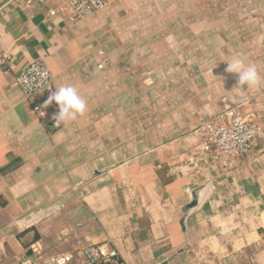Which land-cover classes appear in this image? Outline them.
I'll return each instance as SVG.
<instances>
[{
    "label": "crops",
    "instance_id": "obj_1",
    "mask_svg": "<svg viewBox=\"0 0 264 264\" xmlns=\"http://www.w3.org/2000/svg\"><path fill=\"white\" fill-rule=\"evenodd\" d=\"M107 2L83 20L57 0H16L0 14L13 69H0V264L80 262L89 245L124 264L264 258V144L230 162L204 152L198 133L225 112L264 121V80L240 92L226 71L240 55L264 78V0ZM203 38L217 55L208 71ZM38 60L53 80L26 98L15 75ZM67 84L88 109L53 128L58 106L44 104Z\"/></svg>",
    "mask_w": 264,
    "mask_h": 264
},
{
    "label": "built area",
    "instance_id": "obj_2",
    "mask_svg": "<svg viewBox=\"0 0 264 264\" xmlns=\"http://www.w3.org/2000/svg\"><path fill=\"white\" fill-rule=\"evenodd\" d=\"M16 0H0V14ZM62 15L83 20L100 13L108 6L107 0H57ZM31 2L29 1L28 4ZM58 10H50V15H58ZM102 68V65L99 66ZM0 69L8 76L12 73L11 57L1 47L0 39ZM52 73L48 65L38 60L31 63L15 75V82L26 98L33 97L38 91L51 84ZM39 107L34 106L33 112L40 113ZM53 128H58L55 121ZM202 149L212 153L220 159L227 161H242L252 158L254 149L259 142L264 144V121L253 117H243L234 112H225L203 121L198 129ZM63 255V254H61ZM60 256V255H57ZM46 260L51 264L53 258ZM81 261H76L75 256L69 254L67 264H124L116 250L108 251L101 246L89 245L79 252Z\"/></svg>",
    "mask_w": 264,
    "mask_h": 264
},
{
    "label": "clouds",
    "instance_id": "obj_3",
    "mask_svg": "<svg viewBox=\"0 0 264 264\" xmlns=\"http://www.w3.org/2000/svg\"><path fill=\"white\" fill-rule=\"evenodd\" d=\"M226 64V71L231 74H236L238 77V87L236 89L240 92L245 91L242 90L244 86H246V90L257 88L261 85L262 80H264L256 65L246 62L240 55L233 56ZM53 102L59 109L58 113L53 117L55 125L75 121L83 116L88 109L86 99L71 84L63 85L55 89L45 101L44 107H48ZM69 258V254H63L53 258L51 264H67Z\"/></svg>",
    "mask_w": 264,
    "mask_h": 264
},
{
    "label": "rangeland",
    "instance_id": "obj_4",
    "mask_svg": "<svg viewBox=\"0 0 264 264\" xmlns=\"http://www.w3.org/2000/svg\"><path fill=\"white\" fill-rule=\"evenodd\" d=\"M189 9V8H188ZM189 13V12H188ZM203 45L202 48L204 49V54L202 55L203 57L199 60L203 63V69L204 71H208L209 67L211 66L212 62L215 61L217 59V55L214 54L213 52H211L210 50H207L209 42L206 41L207 38H203ZM193 42H190V40H188V45L190 47V51H192V54H188V56H191V59H197L198 55L194 54L195 48V40H192ZM198 61V59H197ZM230 264H264V258H260L257 261H251L250 259L244 258V255L242 254H238L235 255L234 260L231 261Z\"/></svg>",
    "mask_w": 264,
    "mask_h": 264
},
{
    "label": "water",
    "instance_id": "obj_5",
    "mask_svg": "<svg viewBox=\"0 0 264 264\" xmlns=\"http://www.w3.org/2000/svg\"><path fill=\"white\" fill-rule=\"evenodd\" d=\"M95 174H96V176L101 175V173H99L98 171ZM197 206H198V192L195 191L192 193L191 201L187 205H185L183 208V214L184 215H183V219L181 221V226L183 227L184 230H185V219H186L189 211H191L192 209H194Z\"/></svg>",
    "mask_w": 264,
    "mask_h": 264
}]
</instances>
